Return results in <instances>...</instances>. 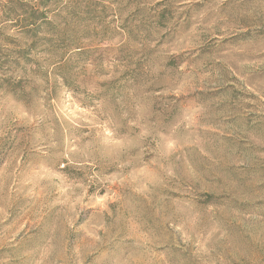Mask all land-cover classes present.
<instances>
[{"label": "rangeland", "instance_id": "obj_1", "mask_svg": "<svg viewBox=\"0 0 264 264\" xmlns=\"http://www.w3.org/2000/svg\"><path fill=\"white\" fill-rule=\"evenodd\" d=\"M49 12L0 34V264H264V0Z\"/></svg>", "mask_w": 264, "mask_h": 264}, {"label": "trees", "instance_id": "obj_2", "mask_svg": "<svg viewBox=\"0 0 264 264\" xmlns=\"http://www.w3.org/2000/svg\"><path fill=\"white\" fill-rule=\"evenodd\" d=\"M51 4L52 0H0V34L4 36L5 25L11 22L21 36L19 42L25 41L26 45L22 47L28 53L31 50H45V47L52 45L53 35L58 33L49 16ZM29 40H32V46H29Z\"/></svg>", "mask_w": 264, "mask_h": 264}]
</instances>
